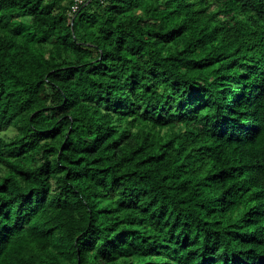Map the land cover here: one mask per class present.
<instances>
[{"label": "trees", "instance_id": "trees-1", "mask_svg": "<svg viewBox=\"0 0 264 264\" xmlns=\"http://www.w3.org/2000/svg\"><path fill=\"white\" fill-rule=\"evenodd\" d=\"M75 2L0 0V264H264V0Z\"/></svg>", "mask_w": 264, "mask_h": 264}, {"label": "rangeland", "instance_id": "rangeland-1", "mask_svg": "<svg viewBox=\"0 0 264 264\" xmlns=\"http://www.w3.org/2000/svg\"><path fill=\"white\" fill-rule=\"evenodd\" d=\"M24 20H29V17H23ZM17 131L16 126H9L0 131V136L8 138L11 137Z\"/></svg>", "mask_w": 264, "mask_h": 264}, {"label": "built area", "instance_id": "built-area-1", "mask_svg": "<svg viewBox=\"0 0 264 264\" xmlns=\"http://www.w3.org/2000/svg\"><path fill=\"white\" fill-rule=\"evenodd\" d=\"M79 3H81V0H76V2L72 5V11L77 10Z\"/></svg>", "mask_w": 264, "mask_h": 264}]
</instances>
